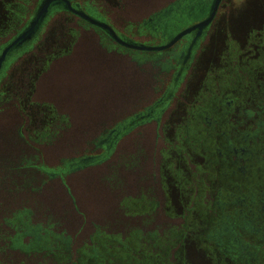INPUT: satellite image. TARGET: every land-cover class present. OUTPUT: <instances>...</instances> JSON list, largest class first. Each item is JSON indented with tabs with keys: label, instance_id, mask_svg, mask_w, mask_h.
<instances>
[{
	"label": "rangeland",
	"instance_id": "rangeland-1",
	"mask_svg": "<svg viewBox=\"0 0 264 264\" xmlns=\"http://www.w3.org/2000/svg\"><path fill=\"white\" fill-rule=\"evenodd\" d=\"M38 1L0 0V44ZM92 1L97 12L130 37L158 43L168 34L139 31L144 19L168 0ZM218 14L174 89L179 57L174 68L164 70L151 53L135 54L119 46H112L118 52L111 51L93 29L79 26L75 16L69 21L65 14L53 15L32 53L43 57L54 56L57 49L68 52L37 64L43 70L28 74L34 80L26 78L19 88L9 82L18 63L0 81V229L5 217L27 209L34 222L70 238L66 253L71 256L43 261L8 248L0 250V264H70L81 249L92 248L97 231L125 239L135 230L143 239L130 244L145 247L144 254L118 246V259L125 264H245L225 259L229 256L211 238V229L236 207L232 200L225 205L228 211L220 213L219 198L230 202L228 195L260 179L255 168L247 178L224 173L231 160L223 141L234 127L254 129L255 121L264 118V0H224ZM57 25L68 41L47 52L45 36ZM69 29L76 34L73 38ZM166 93L171 96L160 114L134 124L108 157L64 169L77 157L101 151L93 139L102 125L130 121ZM44 103L68 115L71 125L54 141L35 143L30 131L37 127L22 118L27 113L19 108L41 109ZM195 108L206 111L197 117L191 112ZM260 159L264 162V153ZM37 165L59 174L52 176ZM149 208L153 210L146 214ZM152 231L161 239L156 247L147 242ZM0 246L6 247L2 239Z\"/></svg>",
	"mask_w": 264,
	"mask_h": 264
},
{
	"label": "flooded vegetation",
	"instance_id": "flooded-vegetation-1",
	"mask_svg": "<svg viewBox=\"0 0 264 264\" xmlns=\"http://www.w3.org/2000/svg\"><path fill=\"white\" fill-rule=\"evenodd\" d=\"M43 1L44 0L38 1L36 6L33 8L32 12L29 14L28 18H26L25 20H23L24 17L23 18L21 17L20 19H18L17 22H23V23L20 24L19 27L15 28L14 33L7 40L3 41V43L0 44V81H1L2 77H4L6 75L7 70L12 68L15 65V63L16 64L18 63L17 67L14 68V71L12 72V75H10V79H9L10 84L12 83V86L15 88L21 87L20 82H23L26 78L28 80H30L31 82L34 80L33 79L34 76H33V78H32V76H29L30 77L29 78V77H27V75L32 73V72H34L32 74H37L43 70L44 67H41V66L37 67V64H39L40 62H43V61H45V63H48L50 58H51V60H52V57L54 59H57L61 55V53L68 52V49H57L54 51V56H43V57H39L38 55H36L38 53H36L35 55L32 53L34 51L33 50L34 47L36 46V42L38 41V39L40 37H42V32H43L46 24L51 20L53 15H56V14H65L67 16H70L69 18H67V20H69V21L70 20L73 21L74 20L73 16H75L77 18L76 20H77L79 26H82L83 28L88 29V30L93 29L97 33L99 38L102 39L103 42H105L106 45L104 43H102L103 46L107 47L111 51L115 50V49H112V46H115L117 48L119 46L120 48L125 49L126 51L135 52V54L136 53L138 54L141 52L151 53V58L155 59V61H157V62L159 61L160 63H162V69H164V70L174 68L175 67L174 59L179 57L180 62H182V66L177 71L176 79H178L180 73H182V70H184L187 67L190 58H192L195 47L199 44L200 40L203 39L207 35L210 27L215 23L216 19L218 18V16H219L218 13H219V10H220L224 0L220 1L218 9L216 11V14L210 23H208L206 26H203L200 28H195L192 31L188 32L187 34H184V36H182L173 45H171L170 47L163 49V50H150V51H148V50H139V49L127 47V46L119 43L110 34V32L108 30H106L105 28L100 27L98 25L91 24L89 21H87L83 17L79 16L78 14L73 12L72 10L66 8L65 2H63V1H60L59 3H56V4H51L48 8V11L46 12V15L42 18L41 22L34 29L32 34L30 36L26 37L25 39L20 40L18 43L14 44L12 47H9L19 37V35H21L31 25V23H32L35 15L37 14L39 8L41 7ZM70 1L75 7L82 9V10H85L86 12L93 15L94 17H97V18L107 22L108 24H110L116 30V32L121 37H123L124 39H126L128 41L139 42V43H148V44L168 43L178 32H180L183 29H185V28H187L193 24H196L197 22L207 18L209 16V14L212 10L213 4L215 2V0H168L165 3V5H163L162 7L158 8V9H155L154 11H152L149 14L147 19H144L142 26L139 30L141 33H148L149 35H158L159 31H161V32L163 31V35L166 32H168V34L166 36H164L158 43H155V41H152V40L151 41L138 40V39H135L133 37H130V36L124 34L123 32H120L118 27L112 21H110L108 18H106L105 16H103L102 14L97 12L98 10H96L97 8L95 6L96 4L92 0H88L87 3H85V4L80 3L78 0H70ZM118 1H120V0H118ZM59 26L60 25H57L54 29H52L50 31V33H47V35L45 36L43 47L44 48L46 47L45 49L47 52H50V50H49L50 48H60L59 47L60 43L58 44L59 41H62V42L68 41L67 39H63V37H65V35L63 34V28H62V26L59 28ZM142 27H143V29H142ZM68 31L70 32L69 35L72 38H73V35H76L74 32L71 31V29H69ZM71 39H70V41H71ZM61 47H62V45H61ZM116 52H118V50ZM27 54H29V55H27ZM22 57H23V59L19 63V61ZM42 58H44V59H42ZM135 58L137 59V57H135ZM1 94L2 93H0V99L2 98ZM170 96H171V93H169V94L166 93L165 96L162 97L161 99H159V101L157 103H155L154 105H151V107H148V109H146V110L145 109L140 110L138 113H136L134 115L135 118L132 119L131 121H129L128 119H124L121 122L117 121L116 123H113V124L108 123V124L102 125L100 127V130H98V132L95 133V137L93 139V142L95 143V147H99L101 149V151L96 152V153H92V154L88 153L87 155H85L81 158H77V160L71 161L70 164L72 165V167H69V169H67V170L70 171V170H74L75 168L85 167L88 165H94L95 163H97V162L101 161L102 159L108 157V155H110L117 148L118 138L121 137L122 134L127 132L134 124L143 122L147 118H151L153 116H158V114H160V112L164 109V107H160V106L163 105L165 103L164 101H166V98L170 97ZM46 106H47V108H46ZM37 107L38 106H36V107H33V106L27 107L26 106L25 108L20 107L21 109L18 107L20 112L24 111L25 113H27V115L23 114L22 118H26L27 120H29L30 124L36 125L35 127H37L36 129H34V127H33L32 130L30 131L31 141H33L35 143H43V142L50 143L51 141H54V139L57 138L59 135L62 136L64 134V132L67 131V129L71 125L69 116L66 114L58 113L56 106H54L52 104L44 103L41 109H38ZM157 107L159 108L158 110H157ZM202 111H206V110L203 109L200 111V108H195V110L194 109L191 110V112L194 114V116H197V117H201ZM155 112H158V113L156 114ZM208 112H209V110H208ZM46 118H48V120ZM46 120L50 121V122H48L47 124L42 123V122H45ZM127 121H129V123H126ZM44 125H47V126H44ZM38 126H40L41 129ZM127 127H129V128L127 129ZM230 154L232 155V153H230ZM243 154L244 153H239L237 156L232 155V157H231V155H229L226 152V156H229L230 160H231V162H229V164L231 165L233 163V166L231 167L230 170H228L227 172H224L225 174L228 173V175L234 176V175H238V173L239 174L242 173V175L245 178L250 176L249 174L251 173V169H250V172L245 174V173L240 171L241 168H240V166H238V164H240V163L242 164V162H244V164H245L246 158L243 157ZM233 157H234V159H233ZM225 161H227V160L225 159ZM236 165H237V167H236ZM249 165H250V163L247 162L246 166L248 167ZM37 168L48 171V173H50V175H52V176H54V174H59V172H56V171L55 172L49 171L47 168H45L42 165H37ZM255 169L258 171V174H259V171L262 170V168L258 167V166ZM62 170H63V167H62L61 171ZM243 171L245 172V170H243ZM259 180L261 181L260 182L261 185L264 184V183H262V180H263L262 175L260 176ZM228 197L230 198V202H228V200L225 201L224 199H222L223 197L219 198L218 206L223 207V209L219 210L220 213H222V212L226 213L228 211V210H224V208L226 207L225 206L226 204L231 203V201L233 200V194L228 195ZM140 201H142L141 203H144V202L146 203L145 198L140 199ZM242 201H243V199H242ZM232 203H235V201L233 200ZM154 205H156V203H154ZM263 209H264V207H263ZM151 210H153V209H150L149 211H147L145 213L148 214ZM231 212H233V213H231ZM231 212H230V214H226L225 219L223 221H221L216 226L215 229L214 228L211 229V238L214 237L215 239H217L216 244L219 245L220 247H222L220 249L223 251L222 254L229 256V257H225L226 260L228 258L232 259V257L234 258V256H230V254L228 253V248L227 247L225 248V246H222V244L226 243L227 239H224L223 235L219 236V234L221 233V231H225L224 228L226 226L234 223V221L232 223H230V221H229V219L230 220L233 219L232 216L235 215L237 218V214L238 215L240 214L238 211L236 212L234 209ZM245 219H248V218H245ZM240 227L242 228V226L238 225L239 229H240ZM243 229L244 228H242V230H233V233L231 235H225V236L226 237H228V236L233 237V234L234 235L237 234L239 237H241L240 234L242 232H244ZM62 236L65 239L66 243H68L67 244L68 247H70V244H71L70 238L64 236L63 234H62ZM119 236L120 235H117V234L111 235L109 233H106V232L103 233V232H99V231H97L95 233V235L92 236V239H94V245L102 246V244H100V243H103V242H100V240H101V241H104L103 246H110L111 245L112 247H114L116 249L115 258L108 259V258L104 257L102 259V260H104L103 262L107 263V262L111 261V264L113 262L115 263V259H116V261L119 260L117 258L118 257V253H117L118 246H128V248L130 247V250H131L132 246H134V245H131L130 243L134 240H139L141 238L143 239L144 235L139 233L138 230H135V231H132L131 236L125 237V239L123 237L119 238ZM146 238H147V242H149L153 246L155 245V247L157 246V244L159 245L160 240H161L160 238H158V236L155 234L154 231L148 232V237H146ZM234 239H235V237H234ZM57 241H58L57 238H55V242H57ZM229 241H230V239H229ZM229 241L227 243H230ZM240 241H242V238L240 239ZM230 246H232V243ZM141 247L142 246L139 244L137 246H134V248H137V250H136L137 253H139V250H142L141 254L143 255L144 254L143 249H145V247H142V248ZM81 252L82 251L80 250L79 254H77L76 262L78 261V258L81 256ZM133 258L135 260H138V258L135 257L134 255H133ZM61 259H64V258H61ZM61 259L57 258L56 260L58 261ZM66 259L67 258H65V260ZM228 261H230V259H228ZM248 261L253 263L250 260H248Z\"/></svg>",
	"mask_w": 264,
	"mask_h": 264
},
{
	"label": "trees",
	"instance_id": "trees-1",
	"mask_svg": "<svg viewBox=\"0 0 264 264\" xmlns=\"http://www.w3.org/2000/svg\"><path fill=\"white\" fill-rule=\"evenodd\" d=\"M179 65L182 66V62ZM176 76H177V73H176ZM174 82L175 83L177 82L176 78H174V81L172 83L173 89L175 86ZM158 109L159 108L157 107V110ZM263 110H264V105H263ZM155 113L157 114L158 112H155ZM250 116L252 115L251 114L248 115V117ZM134 118L135 116L133 117V119ZM126 123H129V121H127ZM254 126H255L254 129H248V130L247 129L242 130V129H238L237 127H234V130H231L228 134L226 133V136L227 135L229 136L227 137L225 136V140L223 141L224 151L227 152L229 155H231L230 153H232V155L237 156L239 153H244L243 157L246 158L245 164L244 162H242V164L240 163L238 164V166H240L241 168L240 171L245 174L250 172L251 164L253 163V161L257 157H262V154L264 153V118H259L257 121H255ZM128 128L129 127H127V129ZM81 157H77V158H81ZM247 162L250 163L248 167L246 166ZM226 166H227L226 167L227 169L225 170L228 171L233 166V163L230 166H228L226 163ZM69 167H72V165L70 163H67L65 164L64 169H69ZM243 170H245V172ZM262 174H263L262 170L259 171V175L261 176ZM262 183H264V178L262 180ZM241 191L242 192L237 193V195L233 196V200L235 201L236 207L239 209L245 208L244 206L247 202H251L252 200H254L255 202L258 203L260 207V211L264 215V209H263L264 207V184L261 185V183L259 182L258 184L253 186V189H244ZM245 215H243V217H245ZM248 215H250L249 211H248ZM232 217H233L232 220L229 219L230 223L234 221L233 225L235 224L237 226L236 227L234 225L233 229L242 230L241 227L240 229L238 228V225L240 224L239 220L235 219L234 216ZM249 218L251 217L249 216ZM250 222L252 226H254L255 222L252 220V218ZM1 225L3 228L1 227L0 229V239L5 241L6 243L5 248H2L0 246L1 251H3L4 249H5L4 251H6V249L9 248L10 251L16 252L17 255L19 256H23L27 258L33 257L31 259H34V257H36L38 259H41V260L44 259V260L51 261V262L55 261L57 258L59 259L69 258L71 256V254L67 255L66 253L70 251V247H68L67 245L68 243H66L62 234H56L54 233L51 227H48L44 224H40L39 222H34L33 218L30 215L29 210L27 209L21 211L20 213L5 217L3 221L1 222ZM257 225L260 226V224H257ZM263 229L260 231L253 230L249 232L248 234L245 232H242L240 234L241 237H239L237 234L236 235L233 234V237L228 236L226 237L227 239L226 243L222 244V246H225V248L226 247L228 248V252L230 256L239 258V260L241 259L242 261H246V259H248L252 262L253 261L263 262L264 264V257H263L264 253L261 252L262 244L260 242V237L262 236V234H264ZM11 230L15 231L16 233L12 235L13 233L10 232ZM229 235H231V233ZM17 236H19V238L16 241ZM30 236H32L33 239L29 242L28 241L26 242L24 240L25 237H30ZM55 238H57L58 240L57 242H55ZM241 238L243 242L240 241ZM228 241L230 243H227ZM100 242L104 243V241H101V240ZM103 243H100L102 244V246L93 244L91 246L92 248L90 249L91 251L90 250L84 251V249H81L83 251L81 252V256L78 258V261L76 262L77 258L76 259L73 258V260L71 259L70 264H95V263L111 264V262H107V263L103 262L104 260L102 259L104 257L108 259L114 258L115 248L110 247V246H103ZM231 243H232V246H230ZM39 263L41 264V262Z\"/></svg>",
	"mask_w": 264,
	"mask_h": 264
},
{
	"label": "water",
	"instance_id": "water-1",
	"mask_svg": "<svg viewBox=\"0 0 264 264\" xmlns=\"http://www.w3.org/2000/svg\"><path fill=\"white\" fill-rule=\"evenodd\" d=\"M60 1L65 2V7L72 10L73 12H75L76 14H78L79 16L83 17L84 19H86L87 21H89L91 24L94 25H98L100 27L105 28L106 30H108L110 32V34L121 44L127 46V47H131V48H135V49H139V50H163L166 49L168 47H170L171 45H173L176 41H178L182 36H184V34H187L188 32L192 31L195 28H200L203 26H206L208 23L211 22V20L214 18L216 11L218 9L219 3L221 0H215L212 10L209 14V16L199 22H197L196 24H193L185 29H183L182 31L178 32L168 43H164V44H148V43H139V42H133V41H128L126 39H124L123 37H121L116 30L107 22L94 17L93 15L89 14L88 12H86L85 10L79 9L77 7H75L70 0H44L41 7L39 8L37 14L35 15L31 25L21 34L19 35V37L9 46L12 47L14 44L18 43L20 40L25 39L26 37L30 36L32 34V32L34 31V29L38 26V24L41 22L42 18L46 15V12L48 11V8L51 4H56L59 3ZM6 51V50H5ZM261 167L262 168V179L264 178V162L262 159H260V157H257L253 163L251 164V170L253 168L256 167ZM227 172V170H226ZM250 175V174H249ZM238 176H242L244 177L242 174L238 173ZM259 182H261L260 180L256 183L258 184ZM254 184V185H256ZM248 186V189H253V186ZM239 189V188H238ZM242 192L241 190H236V192H233V196L237 195V193ZM245 204V203H244ZM234 205L236 206V204L234 203ZM245 208L239 209L237 207H234V210L237 212H239L240 214L236 216L234 215V218L239 220V225L242 226V228H244V232L245 233H249L253 230L255 231H260L264 228V215L263 213L260 211V207L258 205L257 202H255L254 200H252L251 202H247L244 206ZM243 212H242V211ZM250 212V215H248V211ZM245 215V219L243 217V215ZM235 213V212H234ZM249 216L252 218V220L255 222L254 226H252L250 220L251 218H249ZM20 218V217H18ZM245 219V220H244ZM219 220L216 221L215 226H217ZM220 222V221H219ZM250 222V223H249ZM256 224V225H255ZM257 224H260V226H258ZM233 227L234 225H228L224 228L225 231H221V233L219 234V236L224 237V239H226L225 235H229L230 233L232 234L233 232ZM254 227V228H253ZM262 228V229H261ZM264 232V229H263ZM19 236L16 237V241L18 240ZM29 241H31L33 238L32 236H30ZM260 242L262 244V249L261 252L264 253V234H262V236L260 237ZM237 256V255H236ZM264 257V256H263ZM118 258V257H117ZM232 260H236L237 262H242L245 264H248L249 261H242L241 259L239 260V258H233ZM111 262V261H110ZM126 262H121L119 260L115 261V263L113 262L112 264H125ZM97 264V263H95ZM99 264V263H98Z\"/></svg>",
	"mask_w": 264,
	"mask_h": 264
}]
</instances>
